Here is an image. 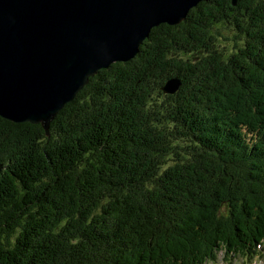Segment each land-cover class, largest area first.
<instances>
[{"label":"trees","instance_id":"16d2710c","mask_svg":"<svg viewBox=\"0 0 264 264\" xmlns=\"http://www.w3.org/2000/svg\"><path fill=\"white\" fill-rule=\"evenodd\" d=\"M214 25L233 30L234 53L217 48ZM170 78L174 95L162 92ZM260 251L264 0H201L153 28L48 132L0 118V264H214Z\"/></svg>","mask_w":264,"mask_h":264},{"label":"water","instance_id":"95a60500","mask_svg":"<svg viewBox=\"0 0 264 264\" xmlns=\"http://www.w3.org/2000/svg\"><path fill=\"white\" fill-rule=\"evenodd\" d=\"M200 1L0 0V118L48 132L90 78L132 60L153 28L180 24ZM180 87L170 78L162 92Z\"/></svg>","mask_w":264,"mask_h":264},{"label":"rangeland","instance_id":"374dc122","mask_svg":"<svg viewBox=\"0 0 264 264\" xmlns=\"http://www.w3.org/2000/svg\"><path fill=\"white\" fill-rule=\"evenodd\" d=\"M212 32L217 39V48L226 56L234 53L236 51L237 46H241V42L236 41L235 33L228 26L214 25ZM181 57H184V55L181 54ZM226 257L224 253L220 252L216 257L217 259L214 264H264V251H260L251 260H246L244 256L242 257V259L238 256L233 258Z\"/></svg>","mask_w":264,"mask_h":264},{"label":"bare ground","instance_id":"6f19581e","mask_svg":"<svg viewBox=\"0 0 264 264\" xmlns=\"http://www.w3.org/2000/svg\"><path fill=\"white\" fill-rule=\"evenodd\" d=\"M250 84V83H249Z\"/></svg>","mask_w":264,"mask_h":264}]
</instances>
